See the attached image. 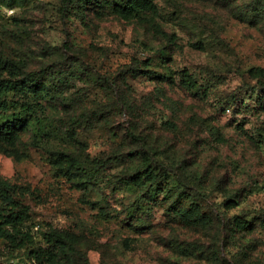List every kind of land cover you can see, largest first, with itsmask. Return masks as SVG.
<instances>
[{"label":"rangeland","instance_id":"374dc122","mask_svg":"<svg viewBox=\"0 0 264 264\" xmlns=\"http://www.w3.org/2000/svg\"><path fill=\"white\" fill-rule=\"evenodd\" d=\"M115 1L0 0V57L46 84L8 97L0 124L24 127L13 144L0 130V178L29 190L37 241L49 226L74 236L72 264H264V78L250 73L264 70V0H123L133 15ZM149 150L213 228L181 223L162 191L144 198ZM240 217L248 229L220 231ZM6 246L0 264H32Z\"/></svg>","mask_w":264,"mask_h":264},{"label":"trees","instance_id":"16d2710c","mask_svg":"<svg viewBox=\"0 0 264 264\" xmlns=\"http://www.w3.org/2000/svg\"><path fill=\"white\" fill-rule=\"evenodd\" d=\"M78 3L75 8L80 12L83 2L86 0H73ZM144 0H138L143 4ZM114 6L129 15L134 14V8L126 1L116 0ZM258 79L264 78V70L252 69ZM181 84L184 88L193 91L197 88L196 81L187 71L182 72ZM264 84V83H263ZM46 87L44 77L41 73L28 72L20 63L0 57V114L6 115L12 106L8 102L11 94H27L44 90ZM22 111L30 114L28 107L21 106ZM19 111V109H13ZM10 121L0 124V130L7 135V140L13 144L17 139L16 130L23 128V120L18 114L10 117ZM150 150L143 152L140 167L134 175V181L146 193L144 198L153 201L157 198L156 193H165L167 208L173 214H177L180 222L188 226H200V224L214 227V219L211 214L205 212L203 205L199 202L195 194L179 190L177 185L170 182L171 176L166 175V171H161L164 178L159 177L160 169L154 168L150 159ZM59 164L68 166L65 159H60ZM165 172V173H164ZM171 185V186H170ZM167 187H171L167 191ZM167 191V192H166ZM29 193L25 187L13 184L10 181L0 178V240L6 243V255L14 257L18 251H26L32 264H72L75 259L82 258L84 255L79 250L77 240L74 236L49 226L43 233L42 244L37 241V232L34 231L36 225L33 222L31 209L22 199ZM231 206L236 205V201ZM154 205V204H152ZM221 223L220 231L229 232L230 229L246 230L252 222H246L241 217L235 218L234 224ZM88 263V260H85Z\"/></svg>","mask_w":264,"mask_h":264}]
</instances>
